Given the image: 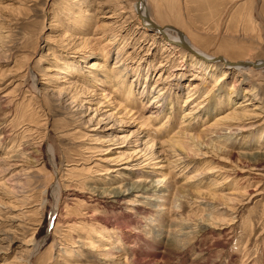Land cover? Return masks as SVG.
<instances>
[{"label": "rangeland", "instance_id": "rangeland-1", "mask_svg": "<svg viewBox=\"0 0 264 264\" xmlns=\"http://www.w3.org/2000/svg\"><path fill=\"white\" fill-rule=\"evenodd\" d=\"M135 1L124 0L128 8H121L117 0H0V264H108L93 244L111 247L121 264H264V73L255 68L244 76L248 70L220 61L231 75L219 89L220 68L198 72L191 59L166 48V37L141 29ZM145 3L153 21L179 28L205 54L231 62L264 59V0ZM96 34L101 38L92 39ZM112 34L118 45L111 44ZM87 43L94 50L79 62L69 52ZM121 46L125 86L115 88L101 76L115 72ZM95 60L103 85L85 78ZM184 62L186 70H175ZM51 74L60 79L50 82ZM49 82L68 95L37 91L50 89ZM155 82L168 90L160 107L151 102ZM198 83L197 99L213 97V104L206 101L189 118L192 103L185 98ZM244 95L253 104L237 108L248 111L233 118ZM125 106L136 114L125 113ZM99 116L110 130L98 125ZM142 123L149 137L174 144L161 181L158 164L124 171L141 159L116 161L134 152ZM111 132L129 145L107 153ZM16 171L22 175L13 190ZM56 182L62 193L53 215ZM125 183L152 191L130 189L120 196L122 204L112 203L111 192ZM31 237L37 253L26 261L24 242Z\"/></svg>", "mask_w": 264, "mask_h": 264}, {"label": "bare ground", "instance_id": "bare-ground-1", "mask_svg": "<svg viewBox=\"0 0 264 264\" xmlns=\"http://www.w3.org/2000/svg\"><path fill=\"white\" fill-rule=\"evenodd\" d=\"M123 1L124 0H117V6H120L121 8H123V7H127V5H124V3H123ZM136 2V1H135ZM135 2H134V4L132 5V7H133V10H134V12H136V14H137V16L139 17V19L142 21V24H143V26H141L140 28L141 29H144V27H146V26H148V24L145 22V20H144V18L140 15V14H138L137 13V9H136V5H135ZM131 4V3H130ZM128 8V7H127ZM142 8L148 13V10H147V6H146V3H145V0L143 1V3H142ZM132 9V8H131ZM133 15V14H132ZM136 17V16H135ZM152 19V18H151ZM149 27V26H148ZM81 30H84V29H81ZM120 31H122V30H120ZM145 31V30H144ZM143 31V32H144ZM166 34H167V36H166V38H165V36H163L165 39H164V43L165 44H167L169 47H167L166 46V48H172V49H175L176 51H180L181 52V56H183L184 57V59L187 61V60H189V59H191L192 60V62H193V64L191 65V66H193V65H195V66H197V71L198 72H203V70L202 69H204V68H206V72H207V70H209L208 71V73L210 74L211 72H216V70H218L219 68V70H221V78H220V81H221V83L219 84L220 85V87H219V89H222V85L223 84H225L226 83V79L231 75V70L227 67V68H222L223 66H221V65H219L220 64V61H222L223 63H225L223 60H217V57H215V56H210V55H208V54H205L203 51H201L196 45H194L193 43H191L190 42V40L184 35V37H183V39H184V41H186L188 44H189V46H190V49H187L186 48V52L185 51H182V50H180L179 48L180 47H178V46H180L179 45V42H181V38H180V36H179V34L176 32V31H174L173 30V33L171 32V31H168V32H166ZM1 35V34H0ZM161 35V34H160ZM1 36H3V35H1ZM102 36V35H101ZM98 38H101V37H98V35L96 34V36L95 37H92V39H98ZM156 38H157V36H156ZM111 39V44H116V45H118L120 42L118 41V39H117V34H112V37L110 38ZM172 44H174L175 46H177V47H174ZM182 47V46H181ZM106 47H104V48H101V50L99 51V54H102V55H104L103 54V52H106V49H105ZM124 46H121V47H119L118 48V50H117V56H116V58L114 59V64H113V66H112V68H111V72L112 71H115L114 73H112L111 74V76L109 77L108 75H104V77L103 76H101L100 74L101 73H99L97 70L98 69H100V67H101V62L100 63H97V60H95V62L93 61L92 63H90L89 65H86L87 67H89L90 69L88 70V75H86V77L85 78H87L86 80L87 81H92V82H99V83H101L102 85L103 84H105V82L104 81H100V78H99V76H101V78H104L106 81L110 78V80L112 81V82H115V85L114 86H116L117 85V87H115V88H119V86H123V88H124V86H125V84H124V80L122 79V76L125 74V69L122 71L121 70V66H123L124 64H123V61H122V59H123V50H124ZM69 49H71V48H69ZM185 49V48H184ZM93 50H94V48H93V46H91V45H89V43H87L86 44V46H85V48L84 49H80L79 51H70L69 53H72V55L71 56H73V57H75L76 59H78L79 60V62H84V61H82V60H84L85 58H87L88 56H90V54H87L88 52H93ZM187 50L189 51V52H191V53H187ZM107 55H109V53H110V51L109 50H107ZM193 53V54H192ZM196 55L197 56H199V57H204V58H207L208 60H203L202 58H199V57H196ZM99 56V55H98ZM99 58V57H98ZM100 58H102L101 56H100ZM77 60V61H78ZM209 60H211V61H209ZM215 60H217V61H215ZM231 62V61H230ZM244 62H247V61H237V62H232L233 63V65H235V66H237V67H234V68H232L233 70H236V71H239L240 73H242V72H246L247 70V72L246 73H243V75L244 76H248L249 75V72H252L253 73V69H259V70H261L260 72H263L264 73V66H261V67H252V66H250V67H243V66H241V63H244ZM185 63L186 62H184L183 64H179L180 66H177V67H175V70H186V66H185ZM121 64H123V65H121ZM165 64L166 63H164V64H162L161 66L163 67V66H165ZM230 65V64H229ZM231 66V65H230ZM68 67H69V65H68ZM226 67V66H225ZM70 68V67H69ZM73 70V69H72ZM76 70V69H75ZM75 70H74V72H75ZM109 70V69H108ZM107 69L105 70V71H107V74H108V72H110V71H108ZM213 70V71H212ZM27 72V71H26ZM69 72V71H68ZM68 72H66V73H68ZM101 72V71H100ZM148 75V74H147ZM146 75V76H147ZM173 78V77H172ZM171 78V79H172ZM49 81L50 82H55V80H59L60 79V76L58 75V74H51L50 75V77H49ZM146 81V80H145ZM144 81V82H145ZM47 83L48 85L49 84H51V83ZM217 83V82H216ZM215 83V84H216ZM53 84H55V83H53ZM238 84V83H237ZM160 84H157V82H155V84H153V87H152V91L151 92H154V94L151 96L152 97V100H151V102H159L158 103V107H160V106H162V104L165 102V99H166V95L168 94V90L167 91H165V90H162V88H159L160 86H159ZM51 86V88L50 89H45L44 87H42L41 89L40 88H38V89H40V90H37V88H36V86H34V88H35V90H37V91H39V93H49V91H52V93H53V95H56L57 97H62V99H63V97H66L65 95L67 94L68 95V93L69 92H66L67 90H55L54 88H53V86H52V84L50 85ZM173 86V85H172ZM44 88V89H43ZM126 88H128L129 90H130V88H131V86H129V87H126ZM168 89H169V87H167ZM178 88V89H177ZM173 89L175 90V89H177V90H181V88H180V86H177V87H173ZM201 83H198V84H195L192 88H189V90H188V94H187V96H186V98H185V102L188 104V106L190 105V103H192L190 106V109H187V110H189V111H187L186 113H185V116H187V117H189V118H191V116H193V118H195L196 117V115L199 113V112H201L202 110H203V108H204V104H209V106L210 105H212L213 103V97H211V99H207V98H203V96H201V98H199V99H197V97H198V94H199V92H201ZM147 89L146 88H144V90H142V96H145L146 94H147V91H146ZM233 90V89H232ZM36 91V92H37ZM211 91V90H210ZM223 91V90H222ZM254 91V90H253ZM130 93H131V95L133 94V91H130ZM170 94H173V93H170ZM250 94V93H249ZM210 95V93H208L205 97H208ZM214 96V95H213ZM56 97V98H57ZM171 98V97H170ZM218 98V97H217ZM58 99H61V98H58ZM69 99V98H68ZM67 99V100H68ZM253 99L254 98H252L251 97V95H244L243 96V99L241 100V101H239L240 102V104H238L237 106H235L234 107V109L232 110V113H230V115L233 117V118H239L240 116H241V114L243 115H245V112L246 111H248L247 109H245V108H243L242 110H237V108H239V107H244V106H248V105H250V104H253ZM164 100V101H163ZM64 101V100H63ZM163 101V102H162ZM206 101H207V103H206ZM74 102V101H73ZM71 104V103H70ZM76 105V104H75ZM74 104H73V106H75ZM78 106V105H77ZM85 108H86V106H85ZM92 108V107H91ZM128 107H126L125 106V113H131V112H133V115L134 114H136V112L134 113V109L133 108H128V111L126 110ZM171 108V107H170ZM87 109L89 110L90 108H88L87 107ZM83 110H84V108H83ZM91 110V109H90ZM80 112V111H79ZM78 112V113H79ZM85 112V111H84ZM153 113H155L156 111H152ZM242 112H244V113H242ZM153 113L152 114H150V115H148V117H146V120H147V122L149 123V121L150 120H152V118H155V115H153ZM158 113H159V111H158ZM84 114V113H83ZM96 114V112H94V114H93V116H91V118H90V120L94 117V115ZM98 114V113H97ZM195 114V115H194ZM102 115V114H101ZM100 117V116H99ZM231 117V118H232ZM98 118V117H97ZM89 120V121H90ZM227 120V119H226ZM229 120H231V119H229ZM92 121V120H91ZM190 121H192V119L190 120ZM97 122H98V125L99 124H102V125H100L101 127L103 126V129L104 130H110V128L111 127H108L107 126V124L106 123H102L103 122V117H100L98 120H97ZM89 123V122H88ZM147 124V123H146ZM144 123H142L141 125H140V127H139V130L137 131V135H136V141L138 142V143H136L135 145L136 146H134V152H132V153H129V154H124V153H122V154H120L119 156H117L116 157V161L117 162H129V160H131V159H134L135 157H137V158H140L141 159V161H139L138 163H136V164H128V165H123V167H122V169L125 171V170H133L134 168H136V167H146V166H150V165H152V164H158V165H156V167L155 168H157V170H158V172H157V175H158V177H157V181H161V180H163V179H165L167 176H168V174L166 175L165 173H164V171H163V169H168L169 170V168H170V166H169V164H172V161H171V159H170V157H174V156H170L169 155V153H168V151H170L171 149H173V147H171L170 146V144L171 145H173L174 146V144L173 143H171V142H169V141H167V140H158V139H156V137H149L148 135V133H147V131H143L144 130ZM164 126V123H163V125H161L160 127L162 128ZM95 127V126H94ZM99 127V126H98ZM98 127H96V128H98ZM102 129V128H101ZM97 130V129H96ZM99 130V129H98ZM91 131V130H90ZM101 131V130H100ZM112 132H114V131H112ZM110 133L111 135H109V136H111L110 137V139H107L106 141H108L109 143H111V145H113L112 146V148H107V149H105L106 150V152L108 153V152H112L114 149H124L125 148V146H128L129 144H126L125 143V141H124V143H122V142H119V137H116V136H114V134L115 133ZM134 133H135V131H134ZM131 134H133V133H130L129 134V136L131 135ZM117 135V134H116ZM134 135V134H133ZM107 138V137H106ZM105 141V142H106ZM165 142L167 143H169V145H165ZM167 143V144H168ZM177 143V142H176ZM32 148V147H31ZM104 150V151H105ZM115 151V150H114ZM180 152H182L183 153V151H181V150H179ZM119 152H120V150H119ZM119 152H117V153H119ZM106 153V154H107ZM201 153L203 154V155H207V153L208 152H202L201 151ZM54 152H53V150H51V157H52V160H54ZM176 156H178L179 158V160H181L182 159V156H181V153H178V154H175ZM181 156V157H180ZM136 158V159H137ZM184 159V158H183ZM182 159V160H183ZM178 160V161H179ZM182 162V161H181ZM14 166H15V164H14ZM173 166V165H172ZM175 167L177 166V165H174ZM227 166V165H226ZM225 166V167H226ZM251 166V165H250ZM56 167V166H55ZM251 168V167H250ZM4 169V168H3ZM228 170V169H227ZM236 170V169H235ZM3 171V170H2ZM231 171V170H230ZM239 171V170H238ZM1 172V171H0ZM23 172V171H22ZM168 173H171V171H168ZM229 173V172H228ZM20 175H22V173L20 172V171H16V173L11 177L12 179V181H13V183L11 184V187H12V189L13 190H15V187L17 186V183H16V179H17V177L18 176H20ZM123 176V175H122ZM24 177V176H23ZM193 177V176H192ZM192 177H190V178H192ZM196 177V176H195ZM194 180H195V178H194ZM200 180V179H199ZM15 181V182H14ZM192 182H193V180H191ZM9 182V181H8ZM223 183V182H222ZM7 184V183H6ZM125 185H126V187H124V188H117L116 190H114V191H112L111 193L112 194H114V197H115V199H117V202H115V200L114 201H112V203H116V204H118V205H120V204H122V203H119L118 201H119V198H120V196H123L124 195V191H127V190H130V189H133V190H137V191H142V190H151V189H146V188H144V186H142L141 184H135V183H130V184H128L127 185V183H125ZM96 189V188H95ZM21 190V189H20ZM99 190V189H98ZM155 190V189H154ZM96 191V190H95ZM152 191V190H151ZM155 192V191H154ZM198 193H200V191H197ZM53 193H54V201H55V207H54V213H53V215H55L56 213H55V210L58 208V206H59V200H60V197H61V193H62V190H61V187H60V183H58V182H56L55 183V186L53 187ZM95 193V192H94ZM196 193V192H195ZM99 196H101V195H104V193L103 194H98ZM202 195V194H201ZM94 196V195H93ZM96 200V199H95ZM97 200L99 201L100 199H98L97 198ZM121 200H123V197H121ZM97 201V202H98ZM0 209H2V208H0ZM1 211V210H0ZM3 211V210H2ZM58 218V217H57ZM16 219V218H15ZM19 220V219H18ZM59 220V219H58ZM0 224H1V221H0ZM208 225V224H207ZM210 226V225H209ZM204 228H205V226H204ZM208 229V228H207ZM211 229V228H210ZM204 231V230H203ZM206 232V231H205ZM4 233V232H3ZM1 234V233H0ZM10 234H11V231H10ZM9 234V235H10ZM2 235V234H1ZM8 237V236H7ZM98 237H100L99 235H98ZM2 238V237H1ZM0 238V239H1ZM11 237H9V239H10ZM2 240H3V238H2ZM23 241V240H22ZM25 244H26V248H25V252H23V253H25V254H27V258H26V261H27V259H30L31 257H33V255H35V253H37V252H35V249H36V245H35V240H34V238L33 237H31L29 240H27L26 242H24ZM7 245V244H6ZM6 245H5V247H6ZM24 246V245H23ZM40 246V245H39ZM2 246H0V248H1ZM9 247V246H8ZM113 247V246H112ZM91 248L93 249V250H96V251H102L103 253H104V255H103V259H108V260H110L109 262H108V264H121L122 262H117V261H115L114 260V258H113V249L111 248V247H109L108 245H92L91 246ZM114 248V247H113ZM22 254V253H21ZM18 256V255H17ZM21 256H23V255H21ZM115 258H117V256H115ZM119 261V260H118ZM129 262V261H128ZM127 262V260H126V263H128ZM29 263V262H28ZM125 262H123V264H124ZM125 263V264H126Z\"/></svg>", "mask_w": 264, "mask_h": 264}, {"label": "water", "instance_id": "water-1", "mask_svg": "<svg viewBox=\"0 0 264 264\" xmlns=\"http://www.w3.org/2000/svg\"><path fill=\"white\" fill-rule=\"evenodd\" d=\"M144 0H136L135 2V5H136V9H137V13L140 14L145 22L148 24L149 28L152 29L153 31H156L158 32L159 34L163 35V36H167L166 34V30H174L176 31L180 38H181V42H179V45L182 46L183 48H187V49H190V46L189 44L184 41L183 37H184V34H183V31H181L179 28L173 26V25H166V26H161L160 24L156 23L155 21H153L151 19V17L149 16V14L142 8V3H143ZM217 60H223L225 63L227 64H230V65H233L232 62L224 59L223 57L221 56H218L217 57ZM241 66L243 67H261V66H264V59L262 60H259V61H255V62H244V63H241Z\"/></svg>", "mask_w": 264, "mask_h": 264}]
</instances>
